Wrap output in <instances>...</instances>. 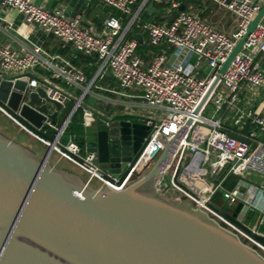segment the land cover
<instances>
[{"label": "built area", "instance_id": "obj_1", "mask_svg": "<svg viewBox=\"0 0 264 264\" xmlns=\"http://www.w3.org/2000/svg\"><path fill=\"white\" fill-rule=\"evenodd\" d=\"M100 1L130 15L128 29L135 23L140 24L148 33L151 45H159L162 41L172 45L174 60H170L165 52H160L146 63L137 53L138 40L125 39V32L120 35V18L109 17L103 30L96 32L83 26L79 16H69L62 7L47 9L31 0H0L2 7L16 9L27 23L37 24L45 34L71 43L76 50L85 54H97L100 61L96 74L89 81L81 68L59 55L49 53L24 35L14 22L0 15V33L11 39L7 42L0 40V78H4V75H22L28 82V92L39 86L44 87L51 98L61 104L58 114L72 101L68 107L69 113L61 122L52 123L51 118L46 116L39 128L25 123L1 103L0 111L49 148L52 154L56 153L77 166L90 180H97L101 185L114 189L125 188L157 161L166 147L164 141L157 138L159 134L173 139L178 133L182 139L171 161L158 177L157 189L170 198L190 200L195 207L236 233L245 243L264 253V242L255 236L264 235L260 231L264 222V140L258 136V130L264 132V115L240 106L241 94L247 85L264 89V68L258 60V56L264 54V16L247 36L227 70H219L246 34L263 1L213 0L235 15L236 25L230 33L215 28L187 10L178 11L173 21L163 24L143 20L141 7L133 10L137 0ZM153 2L162 3L164 0ZM179 6L178 1L171 0L172 9L179 10ZM193 58L195 60L191 64ZM205 66L210 71L201 76L200 72ZM37 68L46 71L48 76L37 72ZM106 69L120 84V91L112 92L132 99L115 100L98 92L104 89L97 81L105 77ZM217 76L220 79L210 97L201 111L195 113ZM135 88L142 89L143 93L135 95L127 92ZM90 96L109 103L115 100L117 105L127 103L131 108L130 113L137 114L134 107H139L143 115L138 116L149 127L141 150L128 162L127 169L118 175L95 163L94 153L86 151L84 143L78 141L77 134L68 133L80 109L83 127L94 119L91 110L85 106H90L87 102ZM210 104L214 107V113L206 116L204 113ZM53 107L50 113L55 111ZM248 123L258 130L246 132L244 126ZM252 187L256 188L257 194L250 201L248 194ZM219 191L227 202L239 203L235 214L226 212L240 222L244 221L248 209L241 208L243 203L247 202L258 209L260 215L251 232L218 210L214 198ZM258 192L261 197L256 199Z\"/></svg>", "mask_w": 264, "mask_h": 264}, {"label": "water", "instance_id": "obj_2", "mask_svg": "<svg viewBox=\"0 0 264 264\" xmlns=\"http://www.w3.org/2000/svg\"><path fill=\"white\" fill-rule=\"evenodd\" d=\"M152 8L153 1L148 11ZM263 16L264 3L220 72ZM167 19L173 21L174 14ZM27 84L22 75H4L0 103L31 126L41 127L46 116L56 123L61 104L42 86L28 92ZM98 101L90 96V106L85 105L94 119L84 124V145L95 163L118 175L141 150L149 127L130 120L138 115L97 108ZM49 104L55 106L53 113ZM157 138L166 147L154 165L125 188L114 189L97 186L53 160L49 148L42 154L0 130V264H264L263 253L190 200L170 198L157 189L156 181L182 139L178 133L173 139ZM114 141L119 149L113 151ZM217 208L249 232L260 215L247 202L241 206L248 208L243 222ZM255 236L264 242V235Z\"/></svg>", "mask_w": 264, "mask_h": 264}, {"label": "crops", "instance_id": "obj_3", "mask_svg": "<svg viewBox=\"0 0 264 264\" xmlns=\"http://www.w3.org/2000/svg\"><path fill=\"white\" fill-rule=\"evenodd\" d=\"M32 2L39 4L47 9H54L55 7H62L65 12L71 16H79L81 19V23L83 26H86L93 31L101 32L104 28V24L106 19L113 16L121 19V33L125 32V39L135 38L139 42V46L137 49V53L142 56L146 63L152 60V57L156 53L165 52L170 60H174L173 52L174 47L169 45L167 42L162 41L159 45H151L149 35L146 31L142 29L140 24L135 23L129 29L130 15L123 14L119 10L109 7L105 5L100 0H31ZM153 0H137V3L133 6V10L137 11L141 7L140 16L143 17L147 21L157 22V17L163 20V24H168L171 21L167 19V17L174 14V16L178 13L179 10H187L193 13H196L202 19L206 20L215 28L222 30L224 32L230 33L234 30L236 25V17L230 11L220 7L213 0H176L180 3L179 10H174L170 7V5L163 6L158 2H153L152 12L148 11V7L150 2ZM264 3V0H261ZM146 12L148 13L146 15ZM0 15L5 17L7 20L14 22L19 30L26 36L30 37L35 43L40 44L46 51L51 54L59 55L67 60H69L74 65L81 68L89 81H91L96 74L100 61L97 54H85L75 49L74 45L71 43H65L58 37L54 35L45 34L37 24L35 23H27L22 14L19 13L14 8H4L0 4ZM156 20V21H155ZM135 34L138 36L135 37ZM119 38V37H118ZM0 40L2 42L11 41L8 37L3 36L0 33ZM194 59V58H193ZM193 59L190 61L193 64ZM258 60L261 63V66L264 68V54H260L258 56ZM210 70L205 66L203 70L200 72L201 76L207 75ZM37 72H40L46 76L48 73L41 68H37ZM43 82V81H42ZM97 83L104 89H99L98 92L104 96L113 98L115 100L121 98L120 100L126 101L132 98L123 96L120 94H116L112 92V90L120 91V84L118 79L112 74L110 70L105 71V77L99 79ZM108 89V90H106ZM74 93V90H71ZM129 94H141L143 90L140 88L130 89L127 91ZM126 92V93H127ZM113 100V102L115 101ZM105 103V104H104ZM112 103V102H110ZM108 101L99 100L97 102V108H101L106 112H110L112 115L114 114H134L130 113V109L122 110L120 108L109 105ZM72 105V101L69 102L68 107ZM240 106L243 109L251 108L257 114L264 115V89H255L249 88L241 94ZM7 107V106H6ZM62 109V117L57 121L61 122L65 115L63 112L68 109ZM10 111H12L9 107H7ZM53 105L49 104L50 112L53 111ZM81 110V109H80ZM79 110V111H80ZM60 111V112H61ZM132 112V111H131ZM78 114V113H77ZM77 114L74 116L70 126L76 122L83 127L82 117L81 115L77 117ZM139 117V116H138ZM141 122V120H139ZM230 124V122H229ZM244 130L246 132L251 129L258 130L256 126L251 124H245ZM69 130V129H68ZM243 130V131H244ZM84 131V128H83ZM70 133V132H68ZM74 133V132H71ZM79 135H77L78 137ZM258 136L260 139L264 140V132H260L258 130ZM69 162V161H68ZM257 194V190L255 187L250 189V194H248V200L253 201L255 195ZM261 194L258 192V197L260 198ZM261 203V202H260Z\"/></svg>", "mask_w": 264, "mask_h": 264}, {"label": "rangeland", "instance_id": "obj_4", "mask_svg": "<svg viewBox=\"0 0 264 264\" xmlns=\"http://www.w3.org/2000/svg\"><path fill=\"white\" fill-rule=\"evenodd\" d=\"M264 20V18H263ZM251 88V85H247V87L245 88V90ZM244 90V91H245ZM121 98L118 97L117 100H120ZM129 101V100H126ZM117 101H114L113 103H110L109 105L120 108L122 110H128L131 108L127 105V103H125V105H117L116 103ZM105 104V103H104ZM135 111H137L138 113H134L135 115H143V112L140 111V108L135 106L134 107ZM70 109H66L63 112V115H67L69 113ZM214 113V107L213 105H209L206 112L204 113L206 116H210ZM80 115L77 114V117H79ZM62 117V111L60 112L58 119H60ZM78 119V118H76ZM76 119L74 120L75 122L71 125L73 126L71 130H73L72 132L76 133L77 135L82 136L83 137V130L80 131V129L78 128V123L76 122ZM136 121L142 120L140 117H136L133 118ZM0 130H2L3 132L8 133L10 136H12L13 138L31 146L32 148H34L36 151L44 154L47 151V148L40 142L38 141L35 137L31 136L30 134H28L27 132H25L23 129H21L12 119H10L5 113H3L2 111H0ZM69 132V131H68ZM113 144H119V142H111ZM51 158L67 167H70L74 170H77L78 172H80L84 177H88V175L82 171L81 169H79L77 166L73 165L72 163L68 162L67 160L60 158L56 153H53ZM154 165L151 164L148 167V170ZM167 179H170V173L167 176ZM93 184L95 185H99L100 183L97 180H93ZM166 194L171 195L169 192H166ZM214 202L221 208H223L225 211H227L230 214H235L238 207H239V203L235 202V203H229L226 201V199L223 197L221 191H219L214 198ZM260 231L262 233H264V222L263 225L260 228Z\"/></svg>", "mask_w": 264, "mask_h": 264}, {"label": "trees", "instance_id": "obj_5", "mask_svg": "<svg viewBox=\"0 0 264 264\" xmlns=\"http://www.w3.org/2000/svg\"><path fill=\"white\" fill-rule=\"evenodd\" d=\"M170 3H171V0H164V2L160 3V5L163 4V6H166V5H170ZM183 10H185V9H183ZM179 11H180V10H179ZM147 14H148V13L146 12V15H147ZM144 16H145V15H144ZM144 16L142 17L143 20H145V19H144ZM157 18H158V19H157V22H159V23H160V22H163V20H162L161 18H159V17H157ZM146 20H147V19H146ZM155 21H156V20H155ZM78 114L81 115V110L78 112ZM72 127H73V126H69V130H68L69 132H72V131H73V130H71ZM78 128H79L80 131H81V130H83L84 127H82L81 124H80V125L78 124ZM78 141L81 142V143H84V142H83V139H82L81 136H80V137L78 136ZM262 253H263V252H262ZM263 254H264V253H263Z\"/></svg>", "mask_w": 264, "mask_h": 264}, {"label": "flooded vegetation", "instance_id": "obj_6", "mask_svg": "<svg viewBox=\"0 0 264 264\" xmlns=\"http://www.w3.org/2000/svg\"><path fill=\"white\" fill-rule=\"evenodd\" d=\"M115 120H123V119H115ZM124 120H129V118H124ZM130 120L133 121V122H140V121H136V120L133 119V118H131ZM81 137H82V136H81ZM82 139H83V142H84V139H85L84 132H83V137H82ZM141 146H143V145L141 144ZM111 147H112V150H113V151H114L115 149H116V150L119 149V147H118V143H117V144H113V143H111Z\"/></svg>", "mask_w": 264, "mask_h": 264}]
</instances>
